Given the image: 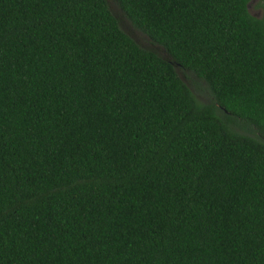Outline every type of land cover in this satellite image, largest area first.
<instances>
[{
    "label": "trees",
    "instance_id": "16d2710c",
    "mask_svg": "<svg viewBox=\"0 0 264 264\" xmlns=\"http://www.w3.org/2000/svg\"><path fill=\"white\" fill-rule=\"evenodd\" d=\"M112 1L166 59L107 0H0V264H264V16Z\"/></svg>",
    "mask_w": 264,
    "mask_h": 264
},
{
    "label": "rangeland",
    "instance_id": "374dc122",
    "mask_svg": "<svg viewBox=\"0 0 264 264\" xmlns=\"http://www.w3.org/2000/svg\"><path fill=\"white\" fill-rule=\"evenodd\" d=\"M109 10L117 19L120 28L141 48L148 51H153L161 58L166 59L167 56L161 50L160 47L153 45L141 32L134 29L130 23L124 18L123 14L117 7V5L112 0H107ZM249 13L257 18H262L264 16V0H251L249 4ZM178 76L186 84L191 93L195 96L199 103L206 104L210 101L211 97L208 94L206 86L197 81L188 73H181L177 71Z\"/></svg>",
    "mask_w": 264,
    "mask_h": 264
},
{
    "label": "water",
    "instance_id": "95a60500",
    "mask_svg": "<svg viewBox=\"0 0 264 264\" xmlns=\"http://www.w3.org/2000/svg\"><path fill=\"white\" fill-rule=\"evenodd\" d=\"M248 8H249V5H248Z\"/></svg>",
    "mask_w": 264,
    "mask_h": 264
}]
</instances>
